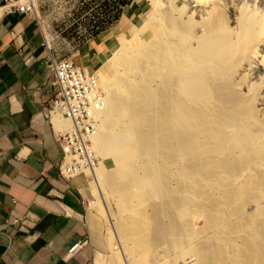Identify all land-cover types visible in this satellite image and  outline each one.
Masks as SVG:
<instances>
[{
    "label": "bare ground",
    "instance_id": "bare-ground-1",
    "mask_svg": "<svg viewBox=\"0 0 264 264\" xmlns=\"http://www.w3.org/2000/svg\"><path fill=\"white\" fill-rule=\"evenodd\" d=\"M150 3L98 74L106 264H264V0Z\"/></svg>",
    "mask_w": 264,
    "mask_h": 264
},
{
    "label": "crops",
    "instance_id": "crops-1",
    "mask_svg": "<svg viewBox=\"0 0 264 264\" xmlns=\"http://www.w3.org/2000/svg\"><path fill=\"white\" fill-rule=\"evenodd\" d=\"M147 1L126 0L116 19L69 59L95 71L140 30ZM55 54L36 14L0 12V264H95L85 207L90 184L84 176L58 173L57 137L71 124L45 112L56 90L49 68ZM13 213L24 221L10 223ZM93 239L99 250L95 229Z\"/></svg>",
    "mask_w": 264,
    "mask_h": 264
},
{
    "label": "built area",
    "instance_id": "built-area-1",
    "mask_svg": "<svg viewBox=\"0 0 264 264\" xmlns=\"http://www.w3.org/2000/svg\"><path fill=\"white\" fill-rule=\"evenodd\" d=\"M96 1L97 3L89 9V15L91 17L94 10L98 11L97 24H90L88 32L86 30L82 40H77L74 36L69 39L67 41L69 52L76 51L101 31L103 27L113 22L122 7L116 0H113L115 2L114 8H112L114 15L111 22L105 24L106 0ZM38 2L39 0H4L0 5V12L34 13L37 16ZM93 19L91 18V20ZM44 40L48 49L52 50L53 47L49 44L45 35ZM69 52L67 54L56 52L55 55L51 56L49 68L56 83V90L45 106V112L48 116L64 118L71 124L67 131L62 132L57 137L62 152V159L57 166L59 176L65 179L82 175L92 178V171L99 163L92 145L93 135L99 124L100 112L103 107L100 98L104 97V92L100 86V77L70 60L68 57ZM8 221L10 223L23 222L24 218H18L13 213ZM74 250L75 246L70 251L73 252Z\"/></svg>",
    "mask_w": 264,
    "mask_h": 264
},
{
    "label": "rangeland",
    "instance_id": "rangeland-1",
    "mask_svg": "<svg viewBox=\"0 0 264 264\" xmlns=\"http://www.w3.org/2000/svg\"><path fill=\"white\" fill-rule=\"evenodd\" d=\"M106 1H108V5H107V10L105 9L106 15H105L104 22L105 24H109L114 15L112 8H114L113 6L115 2L113 0H106ZM96 3H97L96 0H39L37 17L40 20L44 35L49 41V44L52 45L53 50H55V52L59 54L60 53L67 54L69 52L67 41L71 39L73 36L77 40H82V36H84L86 30L88 32L90 24L91 23H95V25L97 24L98 11L94 10V12L91 13V17L89 15V11H90L89 9L91 8V6H93ZM147 3H148V6H147L148 14L150 13V17L147 16L144 23L146 24V26L147 25L148 26L142 32L137 31V33H135V34H138L139 36L141 35L142 38H147L150 33H153L154 28H155L153 24L154 23L153 6L150 3V0H148ZM91 18H94V19L91 20ZM130 37H127V38H130ZM122 39L123 38H121V40ZM118 48H119V45L116 46L114 51H111L109 54L105 55L103 57V61L101 62V64L97 66L96 70L92 71V73H95L97 75L99 74L100 76L102 74V76H105L107 78L111 77L113 71H112V68L106 62V60L107 59L109 60L110 56L114 52H116ZM74 52L75 51H71L69 52V54H72ZM102 163H104L105 166L109 168L112 167L113 165L111 158L104 159ZM87 180H88V184L91 185V182L92 180H94V178L92 179L90 177V178H87ZM90 185H89L88 198L86 200L87 203L85 204V207H86V214H87V217L90 223L92 241L96 249L95 264H106V262L109 261L112 258V256H114V254L116 256L119 255L118 250H120V248H119L118 241H114L116 239H115V236H113V230L110 227L109 223L106 221V219H104L105 217L102 216L100 213H98L94 208V205L98 204L99 202V197L97 196V193L94 190L93 186L92 185L90 186ZM90 204H92V206H90ZM107 209H108L107 207L106 208L103 207V210L107 211ZM113 214H114L113 215L114 219L116 217L119 220L121 219L120 215H118L116 210L115 212H113ZM93 222H97V225H95L94 227L92 224ZM93 229L97 231L98 236H99V242H100L99 250H98V245L96 241L93 239ZM107 234H109V236L112 235V239H114L112 240V244L117 247L116 249L113 250L111 248L110 250L106 246L105 237ZM156 254L160 255L161 252L158 251V253ZM157 255L156 257L158 258L159 255L158 256ZM106 258L107 260L105 261ZM121 264H123V262ZM146 264H151V263H146Z\"/></svg>",
    "mask_w": 264,
    "mask_h": 264
},
{
    "label": "trees",
    "instance_id": "trees-1",
    "mask_svg": "<svg viewBox=\"0 0 264 264\" xmlns=\"http://www.w3.org/2000/svg\"><path fill=\"white\" fill-rule=\"evenodd\" d=\"M116 2L123 5L126 2V0H116ZM107 5H108V1H106V10H107Z\"/></svg>",
    "mask_w": 264,
    "mask_h": 264
}]
</instances>
